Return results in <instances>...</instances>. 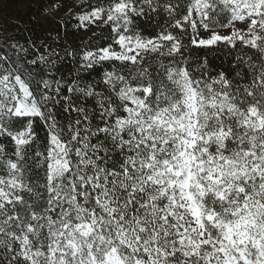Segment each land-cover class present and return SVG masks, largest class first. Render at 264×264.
Instances as JSON below:
<instances>
[{"label":"snow or ice","instance_id":"snow-or-ice-1","mask_svg":"<svg viewBox=\"0 0 264 264\" xmlns=\"http://www.w3.org/2000/svg\"><path fill=\"white\" fill-rule=\"evenodd\" d=\"M65 17L100 40L0 42V264H264V0Z\"/></svg>","mask_w":264,"mask_h":264},{"label":"trees","instance_id":"trees-1","mask_svg":"<svg viewBox=\"0 0 264 264\" xmlns=\"http://www.w3.org/2000/svg\"><path fill=\"white\" fill-rule=\"evenodd\" d=\"M53 5L59 7L54 9ZM80 5L82 0H0V42L19 41L27 46L28 40L31 39L37 44L44 42L51 45L63 54L65 49L81 48L90 38L94 42L99 41V35L93 36L96 28L77 31L72 27L74 20L67 25V31L58 28L57 21L66 18L65 13L69 7ZM141 24L147 31H151V27L145 25L143 21ZM57 31L60 38L58 43H54L53 37ZM198 54L202 55L203 52ZM209 59L214 66L228 67L223 51L215 55L210 54ZM77 68L78 60L74 63L71 58H66L61 71L68 76L75 73Z\"/></svg>","mask_w":264,"mask_h":264}]
</instances>
